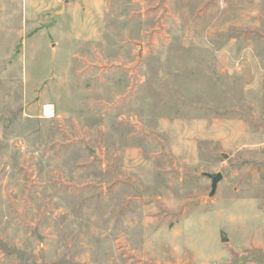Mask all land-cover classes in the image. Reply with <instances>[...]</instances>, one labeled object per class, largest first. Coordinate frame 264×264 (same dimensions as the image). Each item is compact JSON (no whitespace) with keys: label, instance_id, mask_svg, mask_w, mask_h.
<instances>
[{"label":"rangeland","instance_id":"374dc122","mask_svg":"<svg viewBox=\"0 0 264 264\" xmlns=\"http://www.w3.org/2000/svg\"><path fill=\"white\" fill-rule=\"evenodd\" d=\"M0 264H264V0H0Z\"/></svg>","mask_w":264,"mask_h":264},{"label":"water","instance_id":"95a60500","mask_svg":"<svg viewBox=\"0 0 264 264\" xmlns=\"http://www.w3.org/2000/svg\"><path fill=\"white\" fill-rule=\"evenodd\" d=\"M207 176L211 180V188H212V191H214L218 182L221 181L222 175L221 174H213V175H207Z\"/></svg>","mask_w":264,"mask_h":264},{"label":"bare ground","instance_id":"6f19581e","mask_svg":"<svg viewBox=\"0 0 264 264\" xmlns=\"http://www.w3.org/2000/svg\"><path fill=\"white\" fill-rule=\"evenodd\" d=\"M46 113H47L49 116L51 115V112H50V111H48V110L46 111Z\"/></svg>","mask_w":264,"mask_h":264}]
</instances>
